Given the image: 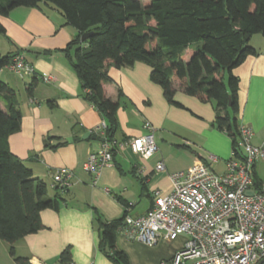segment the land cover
<instances>
[{
    "label": "crops",
    "instance_id": "0c3cea01",
    "mask_svg": "<svg viewBox=\"0 0 264 264\" xmlns=\"http://www.w3.org/2000/svg\"><path fill=\"white\" fill-rule=\"evenodd\" d=\"M0 24L4 28L0 58L20 53L34 68L33 75L19 78L6 65L0 66V80L14 90L20 111V127L8 137L9 149L44 181L48 196L54 194L53 170L65 167L72 172L69 186L60 193L58 210H41V229L13 243L16 256L28 263L60 264V253L68 248L73 264H113L98 249V224L91 207L102 220L111 221L124 213L121 199L128 203L126 214L137 217L150 207L153 190L170 188V173L199 161L209 163L216 173L225 171V162L233 156V139L214 126L213 102L185 94L176 81L173 98L180 106L170 104L161 87L150 80V67L136 61L129 66L107 63L105 67L109 78L103 85L106 97L119 102L114 136L122 140L141 135L146 132L144 123L149 122L155 128L157 151L142 160L127 147L119 149L112 163L93 180L83 164L100 148L97 129L103 120L83 97L79 79L60 51L75 36V28L48 2L15 7L0 15ZM249 44L257 55H248L232 69L238 78L236 119L237 125L252 129L251 143L258 145L264 139V35L253 34ZM45 75L50 76L48 81L43 79ZM29 83L33 86L28 93ZM0 104L5 109L3 99ZM85 131L96 138L74 139ZM209 156L215 160L210 161ZM158 161L164 165L161 171L154 170ZM253 174L264 178V159L254 164ZM184 239L179 236L147 246L128 239L123 231H116L114 237L128 264H170ZM0 264H17L2 240Z\"/></svg>",
    "mask_w": 264,
    "mask_h": 264
},
{
    "label": "trees",
    "instance_id": "16d2710c",
    "mask_svg": "<svg viewBox=\"0 0 264 264\" xmlns=\"http://www.w3.org/2000/svg\"><path fill=\"white\" fill-rule=\"evenodd\" d=\"M47 2L76 30L60 51L76 73L83 97L102 117L105 126L100 137L104 141L115 139L119 106L118 100L106 97L104 91L103 85L109 80L106 64L122 67L138 61L150 67V80L161 87L170 104L180 106L173 98L176 81L185 94L202 102L212 101L213 124L232 137L238 155V78L232 69L248 55L258 53L249 40L253 34L264 35V0H0V15L15 7ZM84 32L91 34L81 41ZM0 33H4L1 24ZM11 58L1 57L0 66ZM26 86L29 93L33 83ZM2 99L0 240L7 243L8 253L17 264H28L25 258L15 255L13 243L41 229L40 211L58 210L61 191L54 189V194L48 196L44 181L10 151L8 137L19 130L20 111L14 90L0 80ZM111 152L113 160L117 149L113 146ZM261 183L264 178L253 176L255 187ZM119 201L124 213L118 219L102 220L96 209H91L98 224V249L113 264H128L114 240L128 208V203ZM69 259V249L65 248L59 262L68 264Z\"/></svg>",
    "mask_w": 264,
    "mask_h": 264
},
{
    "label": "built area",
    "instance_id": "2783aa9c",
    "mask_svg": "<svg viewBox=\"0 0 264 264\" xmlns=\"http://www.w3.org/2000/svg\"><path fill=\"white\" fill-rule=\"evenodd\" d=\"M6 66L19 78L34 74L32 64L20 53L15 54ZM43 79L48 81L50 76L45 75ZM104 126L102 121L97 129L100 136ZM143 127L146 132L135 137L103 139L100 148L86 158L83 170L94 180L104 166L112 163L113 146L117 150L127 147L140 159H150L157 151L155 128L149 122ZM252 135L250 127L238 126L235 144L238 155L233 150L223 173L214 172L206 161L170 173V188L153 190L148 210L137 217L126 214L119 231H123L128 239L147 246L183 235L185 239L171 256L170 264H255L263 259L264 183L257 187L253 185V168L258 160L264 159V139L254 145ZM208 159L213 161L215 157ZM163 169V162H156L154 170ZM71 178V170L55 168L51 187L62 192L69 186ZM249 189L253 192L251 195L246 193ZM260 264H264V260Z\"/></svg>",
    "mask_w": 264,
    "mask_h": 264
},
{
    "label": "water",
    "instance_id": "95a60500",
    "mask_svg": "<svg viewBox=\"0 0 264 264\" xmlns=\"http://www.w3.org/2000/svg\"><path fill=\"white\" fill-rule=\"evenodd\" d=\"M90 34H91V32H84V33H82L81 36H80V40L83 41V40L86 39ZM88 137H90V138H92V139H95V138H96V135H94V134L90 135V132H89V131H85V132H83V134H81L79 137L74 138V139H75V140H78V139H85V138H88ZM99 140H100V141H103V138L100 137ZM67 141H68V142H71V141H72V138H71V137H68V138H67ZM246 193L249 194V195H251L253 192H252L251 189H249V190L246 191ZM263 260H264V258L261 259V260H259V261L256 262L255 264H260Z\"/></svg>",
    "mask_w": 264,
    "mask_h": 264
},
{
    "label": "rangeland",
    "instance_id": "374dc122",
    "mask_svg": "<svg viewBox=\"0 0 264 264\" xmlns=\"http://www.w3.org/2000/svg\"><path fill=\"white\" fill-rule=\"evenodd\" d=\"M141 1L144 3V2H146L147 0H141ZM154 137H155V143H157V137H156V135H155ZM143 205H144V202H143ZM179 236H183V235H179ZM179 236H178V237H179Z\"/></svg>",
    "mask_w": 264,
    "mask_h": 264
}]
</instances>
